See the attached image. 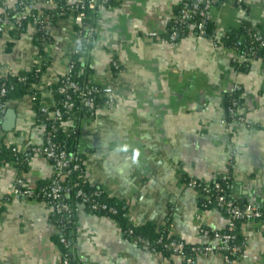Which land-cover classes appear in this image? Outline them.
<instances>
[{"label":"crops","instance_id":"crops-1","mask_svg":"<svg viewBox=\"0 0 264 264\" xmlns=\"http://www.w3.org/2000/svg\"><path fill=\"white\" fill-rule=\"evenodd\" d=\"M193 0H112L92 16L94 42L80 50L70 13L49 24L43 46L35 24L15 39L11 35L17 0H0V78L45 65L38 103L55 104L52 86L73 60L87 62V83L111 87L112 105L94 116L68 120L77 128V154L91 188L127 207L136 225L167 227L168 236L186 245L216 246L201 230L224 231L227 218L218 208L204 210L189 180L210 183L228 175V196L238 204L264 209V59L252 60L243 72L231 64L232 50L192 32L175 43L167 38L176 9ZM76 0H38L33 10ZM216 37L250 25L264 38V0L240 5L220 0L208 11ZM154 33L155 36H150ZM79 52L74 54V50ZM75 56V58H74ZM116 61L119 71L113 72ZM78 67H76L77 69ZM80 75V70L78 72ZM238 91L240 124L225 122L223 98ZM31 96L9 100L0 111V144L23 151L44 144ZM75 118V119H74ZM51 161L41 155L24 170L14 163L0 167V264H58V226L53 210L37 197H13L15 181L35 191L53 179ZM73 222V264H184L138 248L122 238L114 221L77 204ZM244 248L225 259L220 252L197 258V264H264V222L241 224Z\"/></svg>","mask_w":264,"mask_h":264},{"label":"built area","instance_id":"built-area-1","mask_svg":"<svg viewBox=\"0 0 264 264\" xmlns=\"http://www.w3.org/2000/svg\"><path fill=\"white\" fill-rule=\"evenodd\" d=\"M38 0H17L18 11L14 14V26H20V24L27 20L30 16V12L33 10L35 4ZM112 0H76L75 4L70 9V14L73 18L74 24L79 27L77 33V43L79 39L83 38V41L86 45H90L94 42V30L90 25L87 24V20L92 18L93 14L96 12V9L99 5H105ZM220 0H193L192 4L189 6L185 4L182 8L178 18H175L173 23H175L176 28L170 33L169 41L175 43L178 39L177 28H185L188 26L189 22L195 16L200 17L199 23L196 25V29L199 35H203L204 22L208 20V11L210 8L218 3ZM235 4L240 5L242 0H227ZM33 24H35L38 34L40 35L43 46H46L50 42V26L47 19H42L40 17H34L32 19ZM2 32L0 25V33ZM150 36H155L154 33H151ZM252 42L263 44V38L261 35H253L251 38ZM213 46L217 48L218 46L213 43ZM79 51L74 50V54H77ZM235 54V51H233ZM236 55L233 60H235ZM246 55L240 57V60L245 61ZM111 67L119 71V65L116 61L111 62ZM73 64L67 68V71L62 76L61 80H58L60 85L57 88L58 94L63 97L62 100V109L67 115L69 120H72L74 117V104L72 101L73 95H76L78 98V103L85 109L91 111V116L100 109L97 108L94 98L99 96L104 101V106L110 107L112 105L110 96L112 95L111 87H96L89 84L79 86L72 78L73 73ZM40 70L37 68L36 73H39ZM20 81H24L20 79ZM240 89L238 86H234L232 92H238ZM231 92V93H232ZM6 94L5 85H1L0 88V111L5 108V104L2 103V98ZM33 100L35 99L31 96ZM55 105V104H54ZM41 112H48L49 109L43 107L40 108ZM239 103L238 100H231V104L226 109V120L225 122H230L234 124H240L242 122V117L238 113ZM49 115V120H59L61 118L60 109H54ZM56 127L53 125L50 127L48 132H46L44 137V144L41 147L31 146L27 149L20 151V156L23 162H29L31 158L35 155H41L48 161H53V166L55 169L54 177L51 183L39 193L34 194V191L25 187L22 178H17L15 181V186L12 192L13 197H37L44 199L47 204L58 214H67L71 213L69 206L64 203L63 194L65 193L64 187L60 184L63 175L69 176L72 172L78 171L80 169L78 164L73 162L72 157H67L65 151L61 148L60 144L55 141ZM16 148L12 149V152H17ZM198 180L192 179L186 182V186L190 189L195 190L198 184ZM231 179L228 175H222L218 181H214L213 188L208 186L206 183L201 185L200 191L202 197L206 200L205 207H209L212 203H215L214 208L221 209L226 218L227 224L224 232L214 231L210 232L208 230H201L203 236L211 238L216 242V246L213 247L210 244L207 245H190L191 252L194 256L187 257L185 255L186 244L182 241H170L165 244L166 250H169L173 256H178L183 259L184 264H197V258L201 255L210 252H220L224 254L225 259L228 260L230 256H238L241 254L244 248V242L241 245L236 244V224L238 221L241 222H250V221H262L264 222V211L262 209L256 208L252 205L239 206V204L228 201L225 195L223 194L224 190L222 184H230ZM221 183V184H220ZM76 187V185H75ZM212 190V191H211ZM101 192H95L94 197L98 198ZM76 198L79 200V204L89 206V209L93 212L109 210L113 212L112 209H107L106 205H101L96 203L94 200H90L89 197L81 189L76 193ZM75 212H78V208H75ZM159 239L158 243H161ZM62 250H60L59 262L58 264H73L72 261V241L67 237L61 236L59 240ZM134 245L137 242H132ZM142 250L146 252H155L150 250L149 243L142 242Z\"/></svg>","mask_w":264,"mask_h":264},{"label":"trees","instance_id":"trees-1","mask_svg":"<svg viewBox=\"0 0 264 264\" xmlns=\"http://www.w3.org/2000/svg\"><path fill=\"white\" fill-rule=\"evenodd\" d=\"M187 5H191V2L188 3H182L177 9H176V18L179 17L180 12L182 8ZM71 7H65L57 5L55 8L52 9H42V12L40 15L36 13L35 10H32L30 12V16L27 18V20L23 21L20 26H14V14L16 11H18V6H16L14 12H10L9 16H11L12 22H13V30L10 32L12 37L17 39L19 38L20 34H22L27 25L32 24V19L34 17H40L42 19H47L49 23L54 24L55 20L57 18H62L66 16L67 13H70ZM200 17L197 15L195 16L192 21L189 22L188 26L186 25L185 28H177L178 31V39L180 37H183L188 34V32H192L198 36L205 37L208 40L213 41L218 47H221L222 49L226 50H232L235 51V60H231L232 67L238 71L243 72L247 69L249 66V63L252 60L256 59H264V41L263 44L252 42L251 38L253 35H256L260 33L257 32L255 29H253L248 24H243L237 29L228 30L224 33L222 37H216L215 33V25L211 20H207L204 22L203 35H199L198 31L196 29V25L199 23ZM87 24L90 25L93 29V22L92 18L87 20ZM76 33L79 31V27L75 25ZM176 28L175 23L171 22L169 24L167 38L169 39L170 33ZM263 38V37H262ZM177 39V40H178ZM264 40V38H263ZM91 45V44H90ZM90 45H86L83 41V38L79 39L78 48L80 50H85ZM246 55V60H240V57ZM75 58V56H74ZM73 62V73L72 78L73 80L79 85L83 86L88 84L87 83V76H88V65L86 61H77L76 58L72 61ZM76 67H78L76 69ZM39 69L40 72L36 73V69ZM80 70V75L78 74ZM113 72H116L112 68ZM45 71V65L41 64L40 66L33 68L29 71L25 72H19L16 75H5L0 78V88L1 85H5L6 94L2 98V103L6 104L9 100H18L23 98L24 96H33L34 102L37 103L34 105V111L36 113V119L37 122L40 124H43L44 126V136L46 132L50 129L51 126L56 127V133H55V141L60 144L61 148L65 151L67 157H72L73 162L75 164H78L80 169L78 171L72 172L69 176L63 175L60 184L64 187L65 193L63 194V201L65 204L69 206V209L71 213L69 215L67 214H58L55 211H53V218L55 219V224L58 226V236L56 237V242L62 250V246L59 242L60 237L64 236L67 237L70 241L71 240V233L73 231V222L75 220L77 212H75V208H77V204L79 203L78 198H76V193L79 189H81L86 195L89 197L90 200H94L96 203L101 205H106L107 209H112L113 212H109V210L104 211H96L93 212L89 209V206L85 205V208L87 211H91L92 213L99 214L100 216L106 217L111 219L116 223L118 228L121 231L122 238L127 242H137L136 246L138 248L142 247V242L149 243L150 250H154L155 252H151L152 254H162L166 257L173 256L169 250H166L165 244L169 243L170 241H180L177 239H174L170 236H168L167 227H157L154 224L151 223H145L142 225H136L133 222H131L128 218V210L125 204L121 201H118L114 198H109L106 194L101 192L100 189L97 188H91L88 184L87 180L85 179L84 174V166L82 164L83 159L80 155L77 154V128L74 127L70 131H66L64 123L67 122L69 119L67 115L64 113V110L62 109V100L63 97L58 94L57 88L60 85L58 80L62 79V76L57 80V82L52 86V90L55 94V105L49 109L48 112H41L40 105L41 103H38L40 99L41 91L39 90V83L41 76L44 74ZM20 79H23L24 81H20ZM238 92L235 93H227L223 98V105L224 110L229 107L231 104V100H238ZM72 101L74 104V117H82L84 115H91V111L83 108L78 103V98L76 95H73ZM105 99L96 96L94 98V102L97 106V108H102L104 106ZM54 109H60L61 111V118L59 120H49V115L51 111ZM74 118V119H75ZM13 147H6L4 144H0V167L3 166L6 163H14L16 167L20 170H24L25 166L28 164L27 162H23L22 158L20 156V151L12 152ZM53 164V161H51ZM20 178V177H18ZM218 181V180H216ZM51 183V182H50ZM49 183V184H50ZM206 182L199 181L198 184L200 186H197L195 191L200 196L201 200V206L204 210L211 209L215 207V203H212L209 207H205L206 200L202 197L200 188L201 185L205 184ZM213 183H206L208 186L213 188ZM48 184V185H49ZM221 184V183H220ZM47 185V186H48ZM76 185V187H75ZM46 186V187H47ZM228 186L229 184H222V188L224 190L223 194L227 198L228 201H233L228 196ZM45 187V188H46ZM44 189V188H43ZM42 189H38L34 191V194H37ZM212 191V190H211ZM95 192H101L100 196L98 198L94 197ZM40 200L42 197L38 198ZM234 202V201H233ZM236 203V202H235ZM238 204V203H237ZM246 204H239V206H244ZM264 211V209H262ZM244 222L238 221L236 224V244L241 245L242 242H244L242 236L240 235V227L241 224ZM224 232V231H222ZM159 239H161V243H158ZM191 246L186 245L185 248V255L187 257L194 256V254L191 252Z\"/></svg>","mask_w":264,"mask_h":264}]
</instances>
